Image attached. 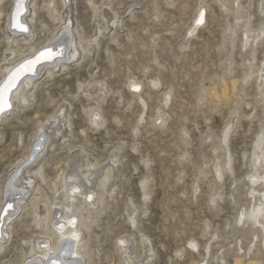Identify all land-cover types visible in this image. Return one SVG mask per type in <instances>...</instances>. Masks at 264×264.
I'll use <instances>...</instances> for the list:
<instances>
[{
  "label": "rangeland",
  "instance_id": "obj_1",
  "mask_svg": "<svg viewBox=\"0 0 264 264\" xmlns=\"http://www.w3.org/2000/svg\"><path fill=\"white\" fill-rule=\"evenodd\" d=\"M15 4L0 0V84L33 47L87 50L34 76L0 118V214L24 198L0 264H27L48 240L42 218L71 171L101 202L91 221L77 203L82 264H264L250 180L264 173V0H28L30 44L11 40Z\"/></svg>",
  "mask_w": 264,
  "mask_h": 264
},
{
  "label": "bare ground",
  "instance_id": "obj_2",
  "mask_svg": "<svg viewBox=\"0 0 264 264\" xmlns=\"http://www.w3.org/2000/svg\"><path fill=\"white\" fill-rule=\"evenodd\" d=\"M62 1H63L65 6L70 5L72 2V0H62ZM27 4H28V0H16V4H15V7L13 9V13L11 15V18H9L10 23H9L8 27L10 28L11 34H13L12 36H14V39H11L13 41V43L18 41L20 43L22 42V43L26 44V43H29V40H31L32 34L29 33V31H32V30H30V26L27 23L28 21L26 20L27 22L26 21L24 22V20H23V17L26 15V13L28 11L27 10ZM263 11L264 10H262V12ZM201 12L204 13V21L206 22V19H207L206 10H204L202 8L199 11V13L197 14L194 27H192V29L194 28V30L200 28L201 26H203L205 24V22H204L203 25H200V26L196 25V21L200 17ZM56 13H57V11L55 9H53L52 10V16L55 17ZM28 20L31 23L34 22V20L31 19V17H29ZM17 21L19 22L20 25L27 27L28 31H26V32L20 31L19 28L14 27V24H16ZM63 26L66 27V23ZM68 28H69V24H68ZM66 31H67V29H66ZM191 32H192V30H191ZM58 34H59V32H58ZM188 38H189V36H188ZM256 41H257V39H256ZM52 42H50V44H52ZM56 42H58V43L60 42V44L59 45L57 44L58 46H55L54 49L58 50L61 46L64 49V55L61 57H58L55 60L45 62V63L39 65L36 68V72L34 75L32 73H26L25 75H23L21 77L19 83L17 84V87L15 89H13L12 93L10 94L9 99H10L11 103H12V98L17 99V100L19 99L23 102L29 101L27 96L25 95V92H26L27 88H29L32 84H34L32 82L34 79V76L40 75L41 72L44 71L45 69H47L49 66L51 67L52 65H57L58 62H60V61L62 62L63 58H66L64 61H68V62L75 60L79 55H81L80 51L78 49L79 46L83 52H86V50H87L86 48H84L85 46L83 45V42H80L79 45H77L76 43H73V42H72L73 45L68 44V37H65L64 39H61V40H56ZM248 45H249V40L246 39L245 47H247ZM252 45H253V43H252ZM252 45H251V47H252ZM51 47H54V46H51ZM41 50H43V49H41ZM38 51H40V50H37L36 48L33 47L30 50L29 57L26 56V57H28L27 59L31 58ZM20 56H21V54H20ZM24 57H25V54H23V56L21 58H24ZM14 62H15V60H14ZM14 62L12 61L9 64L10 68L13 67V65H15ZM24 62H25V60L17 63V66L15 68H12V70H10L9 73L6 75L4 81L7 79V77L9 75H11L13 72H15L20 67V65ZM262 64H263L262 68H261L262 74L260 75L262 82H261L260 86L264 88V62ZM61 66L63 67V69L67 68V64L63 63ZM46 73H47V71H46ZM52 74H53V71L49 69L48 75H52ZM3 82H1V83H3ZM133 85L139 86V89L141 88L139 83H137V82L132 83L130 85V87L133 88ZM15 90H17V91L14 92ZM13 92H14V96L12 97ZM262 98L264 99V92L262 93ZM167 99H169V98H167ZM7 111L8 110H6L5 112H7ZM4 113L0 114V118ZM232 125H234V123ZM48 127H49V125H47L46 127L43 128V132H45V134L49 130ZM229 134H230V132H229ZM229 134L227 136V139L230 137ZM257 149H258L259 153H261V158L263 157V161H264V150H263L264 149V135L257 141ZM35 152H33L34 159H36L39 156V153H37V152L35 153ZM33 156H32V158H33ZM230 169H231V167H230ZM40 171H41V169L36 172V175L39 176ZM111 171L112 170L110 169L107 172L108 176L110 175ZM40 175H41V173H40ZM263 175H264V173L261 174V173H259V170H258L257 175L250 177L251 178L250 180H251V184L253 186H256L255 188H252V191H251V196H252V199H254V203H255L253 208H252L253 213H254V216H253L254 223L257 224L264 232V223L261 222V218H260V213L264 212V206H262V204H261V202L264 201V176ZM108 176L104 177V180L102 182V186L105 185V183L108 179ZM67 178H68V184L66 185L67 188H65L66 193H64V195H65L64 201L58 200V203L50 204V207H52L53 210H51V211L49 210L47 212V216L42 218L45 225L48 226V228L50 226L49 229L46 227L48 229V231H47V233L44 234L46 236L45 239L48 238V240L39 242L38 247L35 246V243L32 244V247L30 248V255L32 256V259L27 264H82V261H84V259L81 260L83 254H85V255L89 254V251H87L86 245H85L84 240L82 238V231H83V229L87 228L88 226L85 224V221H83L84 219L81 220L82 219V209L77 205V203H81V201L83 202L82 199H85V201H84V202H86L85 206L90 209L87 211H88L89 216H90L89 221H91V216L95 214L94 211H96L100 207L101 202L98 201V198H97L98 194L96 192L87 191L84 189L86 184L84 185L81 182L80 177L77 176L75 173H72V171H71V174L69 176H67L66 179ZM89 181L91 182L90 179H89ZM10 183H11V181H10ZM15 184H14V186H15ZM21 185H19V186H21ZM258 187L262 188L263 190L257 189ZM86 188H87V185H86ZM21 192H18V194L20 193L22 195L23 193H21ZM18 194H14V196L13 195H8V196L15 197ZM89 197H91V199H89ZM22 199L24 200V198H22ZM23 200H22V202H23ZM6 203H8V202H6ZM6 203H5V205L2 209V212L0 214V251L4 248V244L6 242V239L9 238V234H10L9 229L12 226L14 210L15 211L17 209L22 210L23 209L22 206H24V205L20 206L21 203H19L18 208L15 209L14 203H11V202H9L8 204H6ZM9 205H11V207H9ZM42 219H40L41 222H42ZM127 244H128V241L124 240L123 241V247H122L123 250H124V248L127 247L126 246ZM124 253H125V255L128 256V259L130 261L131 259L129 256V252L126 250ZM26 262H24V264H26ZM250 264H251V262H250Z\"/></svg>",
  "mask_w": 264,
  "mask_h": 264
},
{
  "label": "snow or ice",
  "instance_id": "obj_3",
  "mask_svg": "<svg viewBox=\"0 0 264 264\" xmlns=\"http://www.w3.org/2000/svg\"><path fill=\"white\" fill-rule=\"evenodd\" d=\"M204 22V13L201 12L200 17L196 21V25H203ZM14 27L19 28L20 31H28V28L23 25H20L18 21L16 24H14ZM189 35H191V33H189ZM63 55L64 49L62 47L56 50L53 47L49 46L45 47L43 50L38 51L31 58L26 59L25 62L22 63L15 72L9 75L7 79L2 84H0V114L4 113L6 110L11 109L12 103L9 99L10 94L12 93L13 89L17 87V84L19 83L23 75H25L26 73H32L34 75L36 72L37 65H41L45 62L55 60ZM133 90L139 91V86L133 85ZM93 119L95 121H99L100 117L94 116ZM230 130L231 129L229 128L225 131L226 139ZM89 199H91V197H89ZM261 204L262 206H264V201H262ZM9 207H11V205H9ZM260 218L261 222L264 223V212L260 213ZM243 219L244 217L241 216V221H243ZM189 247L195 248V245L190 244Z\"/></svg>",
  "mask_w": 264,
  "mask_h": 264
},
{
  "label": "water",
  "instance_id": "obj_4",
  "mask_svg": "<svg viewBox=\"0 0 264 264\" xmlns=\"http://www.w3.org/2000/svg\"><path fill=\"white\" fill-rule=\"evenodd\" d=\"M39 65H37V67H38Z\"/></svg>",
  "mask_w": 264,
  "mask_h": 264
}]
</instances>
